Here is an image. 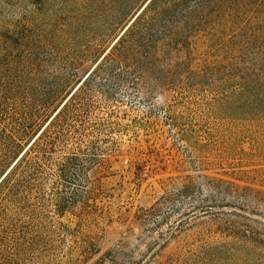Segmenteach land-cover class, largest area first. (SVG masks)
<instances>
[{
	"label": "rangeland",
	"instance_id": "374dc122",
	"mask_svg": "<svg viewBox=\"0 0 264 264\" xmlns=\"http://www.w3.org/2000/svg\"><path fill=\"white\" fill-rule=\"evenodd\" d=\"M146 1L0 0V33L9 36L1 45L32 69L37 106L49 93L48 118ZM225 13L218 31L198 37L193 70L222 64L217 72L239 77L254 58L252 34L264 39V0H231ZM116 74L89 80L102 131L97 207L83 218L50 213L22 264H256L196 235L209 221L200 207L234 202L215 194L217 180L264 192L263 111L218 102L198 79L139 77L124 66Z\"/></svg>",
	"mask_w": 264,
	"mask_h": 264
},
{
	"label": "trees",
	"instance_id": "16d2710c",
	"mask_svg": "<svg viewBox=\"0 0 264 264\" xmlns=\"http://www.w3.org/2000/svg\"><path fill=\"white\" fill-rule=\"evenodd\" d=\"M230 2L151 0L49 118V93H41L37 106L32 69L22 64L16 47H3L0 42V264H22L36 250L39 234L49 231L50 213L83 218L97 207L90 202L100 190L103 162L95 141L102 131L91 117L92 93H98L90 87L91 78L118 77L116 70L124 66L139 77L149 73L198 79L218 102L264 114L263 38L252 34L254 58L250 68L240 67L239 77L225 78L217 72L222 64L196 65L199 69L193 70V57L200 54L198 37L218 31ZM0 38L9 36L0 33ZM232 65L227 64L226 71H237L238 65ZM213 191L234 202L219 205L214 201L212 206L200 207L209 221L201 222L197 241L208 245L220 239L226 252L264 264V223L251 218L259 216L264 221L263 215L253 211L264 210V192L223 180H217ZM213 209L217 212L212 213Z\"/></svg>",
	"mask_w": 264,
	"mask_h": 264
},
{
	"label": "water",
	"instance_id": "95a60500",
	"mask_svg": "<svg viewBox=\"0 0 264 264\" xmlns=\"http://www.w3.org/2000/svg\"><path fill=\"white\" fill-rule=\"evenodd\" d=\"M151 0H147L146 3L142 6V8L137 12V14L130 20V22L127 24V26L123 29V31L121 32V34L116 38L115 42H117V40L121 37V35L125 32V30H127V28L131 25V23L135 20V18L143 11V9L148 5V3Z\"/></svg>",
	"mask_w": 264,
	"mask_h": 264
}]
</instances>
